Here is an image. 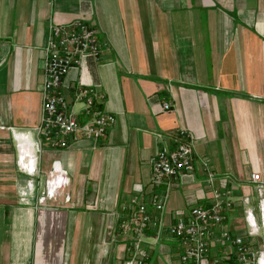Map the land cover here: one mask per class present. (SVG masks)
<instances>
[{
  "label": "crops",
  "instance_id": "obj_1",
  "mask_svg": "<svg viewBox=\"0 0 264 264\" xmlns=\"http://www.w3.org/2000/svg\"><path fill=\"white\" fill-rule=\"evenodd\" d=\"M74 18L95 30L101 52L64 76L66 109L79 113V78L114 120L103 138L63 148L42 138L37 152L46 22ZM180 127L195 162L210 156L254 204L248 176L264 180V0H0V264H123L129 240L111 238L110 224L128 215L133 184L151 211L148 159L174 147ZM194 167V179H170L158 240L154 226L145 231L144 264H180L166 225L207 197Z\"/></svg>",
  "mask_w": 264,
  "mask_h": 264
},
{
  "label": "built area",
  "instance_id": "obj_2",
  "mask_svg": "<svg viewBox=\"0 0 264 264\" xmlns=\"http://www.w3.org/2000/svg\"><path fill=\"white\" fill-rule=\"evenodd\" d=\"M46 29V41L42 48L40 116L32 128L37 152L41 150L42 138L49 139L51 146L60 148L67 145V139L81 137L95 141L103 138L114 120L112 114L99 108L98 101L103 97L93 83L79 78L76 80L73 98L81 104L78 112L84 116V120H79V113L66 109V100L61 91L65 84L64 76L71 68L81 71L87 57L94 61L98 59L101 45L95 30L81 18L64 23L48 19ZM168 108V101L161 102V110ZM176 139L174 147H162L148 159V182L151 185L149 205L151 211L157 214L153 215L147 209V202L142 197V185L133 184L134 193L129 197L131 209L128 215L110 224L111 238L120 235L127 236L129 240L124 247L127 256L123 264L145 263L148 258L145 231L147 227L154 226L150 238L153 242L158 240L164 214L162 212L172 184L170 179L182 175L194 179V163L202 176L201 182L207 187V197L200 199L202 202L197 201L183 210L175 211L176 216L166 225L168 236L178 243L180 264H264V180H261L259 172L252 171L248 176L250 185H253L258 195L252 204L248 192H233L232 178L228 171L216 174L206 156L197 157L195 162L193 138L187 129L178 128ZM37 155L33 158L36 159ZM25 169L27 173L35 174L36 167L26 166ZM235 200L239 201L242 211V234L228 224Z\"/></svg>",
  "mask_w": 264,
  "mask_h": 264
},
{
  "label": "rangeland",
  "instance_id": "obj_3",
  "mask_svg": "<svg viewBox=\"0 0 264 264\" xmlns=\"http://www.w3.org/2000/svg\"><path fill=\"white\" fill-rule=\"evenodd\" d=\"M207 156H209V154H208ZM209 157H210V156H209ZM209 157H208V158H209ZM40 195H41V193H39V192L37 191V197H38V198H39ZM237 202H238L237 200L234 201V205H235V206H237V205H236ZM235 206H234V207H235ZM233 209H234V208L231 209L230 214H229V216H228V220H229L228 223H229V225H230L231 227L234 226V224H235V225H241V226H242V220H241V218L239 219V217H237L236 215H235V216L232 215L231 212L233 211ZM240 231H241V233H242L243 228H242ZM119 236H120V235L116 236V238L119 237ZM120 237H121V236H120Z\"/></svg>",
  "mask_w": 264,
  "mask_h": 264
},
{
  "label": "trees",
  "instance_id": "obj_4",
  "mask_svg": "<svg viewBox=\"0 0 264 264\" xmlns=\"http://www.w3.org/2000/svg\"><path fill=\"white\" fill-rule=\"evenodd\" d=\"M232 187V186H231Z\"/></svg>",
  "mask_w": 264,
  "mask_h": 264
}]
</instances>
